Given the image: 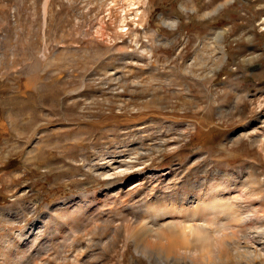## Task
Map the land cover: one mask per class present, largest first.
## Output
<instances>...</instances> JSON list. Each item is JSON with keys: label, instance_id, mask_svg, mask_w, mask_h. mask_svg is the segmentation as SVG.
I'll return each mask as SVG.
<instances>
[{"label": "rangeland", "instance_id": "374dc122", "mask_svg": "<svg viewBox=\"0 0 264 264\" xmlns=\"http://www.w3.org/2000/svg\"><path fill=\"white\" fill-rule=\"evenodd\" d=\"M224 2L0 0V264H264L235 250L256 218L178 210L239 179L264 205V0ZM150 201L218 254L137 249Z\"/></svg>", "mask_w": 264, "mask_h": 264}, {"label": "bare ground", "instance_id": "6f19581e", "mask_svg": "<svg viewBox=\"0 0 264 264\" xmlns=\"http://www.w3.org/2000/svg\"><path fill=\"white\" fill-rule=\"evenodd\" d=\"M127 1L130 2L128 5H130V4L135 5L136 4L134 7V15L138 16L139 21H143L144 16H145V11H144V9L143 10L141 9V6L144 5L145 3H148V0H127ZM229 1L230 0H225V2L220 3L217 8L222 7L225 3L229 2ZM167 24H168V26H173L175 23L172 21V22H168ZM234 180H236V179H234ZM137 182L142 183V180L140 181V179H139ZM136 184H138V183H136ZM230 184L227 186H230ZM199 186L201 187V185H199ZM233 186H234V188L236 186H238V189H236V190L231 189V188L221 189L219 184L211 185L210 190L204 189V192H202L201 196H198L192 200H190L189 198L188 199L184 198L179 203V204H181V205H179V207L181 209H178V208L177 209L183 210L182 212H185V216L183 217L184 219L188 220V218L190 219V216H191V218H193L195 216L196 217L200 216L201 218L206 217L207 219L209 218L211 220L212 225H213V223H215L213 221L216 219L218 220V217L223 214V215H225V217L222 219L224 221L228 220L229 222L230 221L231 222L232 221L233 222L238 221V223H246L243 225H247V222L251 221V224L250 225L248 224V225L251 226V228L256 229V227L253 226L255 224L254 220L256 218V220H258L257 222L260 223V226L257 227L258 230L253 229L254 231H247V233L245 231L246 234L243 236V237L249 239V242H251V243L249 245H245L242 243V241H238L239 246H238V249H235V250L237 252L238 251L244 252L245 256H246V253H248L247 255L252 256L253 260L260 261L259 259H264V220H263V218H264V205L261 204V207L259 209H257V208L254 209L255 211L253 210L252 204H248V206L246 207L245 210H239V208H241V207L238 205L239 204L238 200L243 201L246 199V200H248V202H250V200L247 198V195H246L249 191L248 189H246L248 186V182L245 179H244V182H241L239 179L238 182L236 181L235 183H233ZM240 186H241V188H240ZM146 208H148L150 211L149 217L151 216L152 213H156V216L159 217L160 214L162 213V209H163L160 207L155 208L151 201L146 204ZM250 212L252 213L251 215H250ZM256 212L257 213L263 212V214L261 215L259 213L260 215L256 216V214H257ZM166 213L165 214L168 216L165 215L166 216L165 217L163 215L164 213L161 214V216L162 217L164 216V217L163 218L159 217L158 220H156V222H154L156 226H153V228L147 227L148 226L147 225L144 228L134 229L130 232L131 235L134 237L135 245H136L137 249H140L142 251H146L148 253H156V251H158V253L167 252L170 255L179 254V252H181L182 248L180 249V245L177 244V242L173 241V239H172V238H174V236H172L173 235L172 232L175 233L176 232L175 230H177L178 227L181 228V230H180L181 234H179V235H181V237H180L181 239L184 238V235L185 236L189 235V234L186 235L189 232V230H191L190 234L193 233L196 240L197 239L198 240L203 239L205 241L206 240L209 241V240H211V238L215 239L214 236L213 237L211 236L210 232L206 231L207 229H206L205 225L208 224V222H209L208 220H207L208 222L205 221L206 223H204V222L200 223L199 222V224H198V223H196L199 220V218H198V219H196V221H194L195 222L193 224V227L195 226L194 229H192L190 227L187 230L186 229L187 227L185 228L184 226H182V225H184V224H182L183 223L182 217H180L181 221H178V218L176 219V217L174 218L173 216H172L173 217L172 218L169 216L168 212H166ZM186 213H187V215H186ZM206 218H203V219H206ZM124 220L127 222L129 219L125 217ZM201 221H202V219H201ZM233 222H232V226H234ZM211 223L209 225H211ZM225 223H227V221H225ZM223 224H221V225L224 226L225 224L224 225ZM215 225H216V223H215ZM239 225H241V224H239ZM248 225H247V228H248L247 230H250L251 228H249ZM214 228L217 230V232H219L218 231L219 227L216 228V226H215ZM227 228H228V226H227ZM216 230H214V231H216ZM186 231H188V232L186 233ZM251 232H253V233H251ZM223 233H221L222 234L221 236H224L225 233L224 234ZM213 234H216V232H214ZM182 235H183V237H182ZM217 235H218V233H217ZM218 236H220V235H218ZM184 240H186V239H184ZM180 241H182V240H180ZM211 242L212 241H210V243ZM215 242L216 243H214V245L212 243L210 244L209 242H207L211 246L209 248L212 249V250H209V252L211 251L213 253L215 252L216 254H218V252L222 246V243H219V242L217 243L216 240H215ZM207 246H209V245H207Z\"/></svg>", "mask_w": 264, "mask_h": 264}]
</instances>
